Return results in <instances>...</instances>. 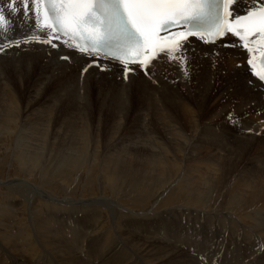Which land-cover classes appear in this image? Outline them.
<instances>
[{
	"label": "bare ground",
	"instance_id": "6f19581e",
	"mask_svg": "<svg viewBox=\"0 0 264 264\" xmlns=\"http://www.w3.org/2000/svg\"><path fill=\"white\" fill-rule=\"evenodd\" d=\"M9 3L10 0H0V8L4 9L9 21L6 30H0V45H5L4 51L0 52V135L1 132L9 137L14 134L17 160L20 163L28 161L29 164L32 162L38 165V171L44 175L39 177L37 186L25 178V181L17 183L23 187L19 193L22 195L21 199L16 194L18 190L15 191L16 197L12 196V199L10 196H7L8 199L0 198V264H245L246 259L252 264H258L264 261V171L257 170L254 164L241 167L240 171L237 168L233 171L229 166L200 161L195 152L196 148L201 147L202 140L217 146H221L225 140H234L230 146L241 151L252 139L262 136L258 140H263L261 143L264 147V85L253 75L254 69L248 64L249 53L240 46V42L228 38L225 42L230 46L225 49L223 45L208 46L198 39L188 40L186 54L190 63L187 67L189 71L198 72V94L190 99H183L172 85H160L156 79L151 78L154 73H162L166 67L174 68L178 73L183 72L179 64L170 61L167 56L160 54L146 69L128 66L131 71L125 79L121 64L82 55L76 49L65 46L63 40H54L57 44L55 48L36 41L25 43V39L33 33L46 39L47 28H37L34 12L26 14L22 0H17L18 10L15 13L10 10ZM250 6L251 0H239L232 7L243 15ZM14 41H20L18 47L9 43ZM259 52V48L254 52L256 65H259ZM64 56L70 57V60H63ZM94 60L104 66L105 71H101L93 63ZM235 64L240 69H236ZM89 65L91 66L88 67ZM85 67L88 70L82 72ZM5 68L10 72L8 69L4 71ZM146 71L148 75H145ZM8 74L13 79L9 80ZM87 75H97L99 78H89ZM63 77V85L52 90L54 87L51 86ZM106 77L111 81L101 79ZM132 77L150 79V89H162L165 97H170L168 108L160 107V115L170 128L165 135L169 136L168 140L172 143L168 145L160 132L143 125V131L141 129L137 137H114L116 141L111 145V152L107 150L103 153L102 148L89 138V114H82L83 109L88 110L86 104L92 109L94 106L90 101L85 102L86 98H93L90 93L87 94L89 85L96 82L101 90L114 95L121 124L124 125L125 113L133 106V96H138L140 100L146 95H151L154 99L157 96L154 92L139 89L132 82ZM117 80L121 82H112ZM65 90H78L79 94H87L78 105L77 114L83 120L77 127L78 130L72 125H66L61 134L53 135L50 124H54V121L53 117L49 118L53 109L49 104L43 108L41 105L35 111L32 109L35 115L30 118L27 115L24 118H28L26 122H16L23 103H38L47 96L54 100ZM80 98L82 97L79 96V100ZM209 101L232 107L241 115L226 120L223 125H217L220 127L219 131L216 128L194 126L191 135H185L180 129V120H191L202 105ZM151 103H138L137 110L146 109ZM45 107L47 109L43 111ZM173 109H177V113ZM39 110H42L41 114L37 112ZM40 120L43 122L37 124ZM11 121L14 123L10 130ZM67 122L73 123L72 120ZM237 125L240 126V133L236 135L234 130ZM15 128L17 137L12 130ZM207 131H210V136ZM220 131L223 133L219 135ZM247 131L248 135H242V132ZM77 139L79 143H76ZM92 143L95 152L101 149L100 157L105 154L102 159L93 153ZM137 146L142 153L136 151ZM189 154H194L195 159ZM89 157H92L90 165L87 163ZM42 160H46L45 163L51 166L42 164ZM188 162L191 165H187ZM86 163L89 170L101 163L100 171L107 177L105 181L109 183L106 182L105 185L108 189H102L99 197H92V191L91 197L84 199L85 192L89 193L86 182V191L83 190L81 200L72 197L73 191L71 195L68 194L69 197H56V183L71 184L76 176L74 172L80 173L81 169L83 171ZM55 165L60 166L57 173L59 175L52 172L45 175L48 171L46 166L53 171L57 169ZM196 166H200V169ZM32 168L36 169V166ZM49 186H52L51 190ZM33 194L42 200L40 203L44 209L27 207L29 197ZM154 196L156 200L150 206L148 203ZM15 200L19 201H16L18 204L12 203ZM21 204H27L24 206L26 208L22 209ZM9 209L19 212L14 214ZM23 210L27 212L28 220L23 218ZM187 210L203 212L207 216L187 214V220L184 221L182 216ZM166 213H169V217L163 218ZM241 214L250 221V229H242L243 232H249L244 240L257 242V246L262 248V256L257 254L260 249L249 248L246 251L243 248V251L236 249L232 253L224 251L219 261H214V257L221 249H215L212 255L203 257L201 249L206 246L203 239L208 244L207 249L212 247L213 240L212 233L203 231L202 243L199 242L197 230L202 227L203 220L212 224L213 220L218 219V228L221 225V229L227 228L229 231L231 227L238 225L222 221L227 216L231 217V221ZM195 218L200 221L198 224ZM213 229H217V225ZM214 236L215 239L220 237L218 234ZM221 245L222 243H216L214 247H222ZM18 251L21 253H17ZM23 255H27L29 259H24Z\"/></svg>",
	"mask_w": 264,
	"mask_h": 264
},
{
	"label": "rangeland",
	"instance_id": "374dc122",
	"mask_svg": "<svg viewBox=\"0 0 264 264\" xmlns=\"http://www.w3.org/2000/svg\"><path fill=\"white\" fill-rule=\"evenodd\" d=\"M228 50H230L231 52L236 51V50H232V49H228ZM236 52H239V51L237 50ZM239 53H241V52H239ZM188 63H190V62L188 61ZM235 68L240 69V68L236 67V64H235ZM7 69L8 68H5L4 71ZM173 69L174 68L166 67L162 73H159L156 70V72H158V73H156L157 75L154 73L151 78L156 79V82L158 84L162 83L164 85H166V84L172 85L173 88H176V90L178 91V92L177 91L176 92L179 95L183 96V99H190L192 96L197 95L198 93H197L196 86H197L198 72L195 70H192V71L188 70V73H189L188 77L185 78L183 72L178 73ZM8 71H9V69H8ZM8 71L6 73H8ZM77 74H79V73H77ZM83 76L84 75H82V77ZM73 77L77 78L75 76H73ZM87 77L95 78V79L99 78V76H97V75H87ZM7 78L9 80L13 79V78H11V76L9 74L7 75ZM138 78H135L136 79L135 80L132 77V79H133L132 82H135L139 89H141V90L146 89V91H148L149 93L154 92L155 94H157V96L155 99L151 95L142 96L143 100H140V98L138 96H133V98H131L133 106L131 109H127V111L125 113L127 115L124 119V123H125V124L123 123L124 125L121 124V120H120L121 115H120L119 108L116 106V103H115L116 99H115L114 95L111 93H108L106 91L101 90L100 87L98 85H96L95 81H94L95 83L91 84V86L89 85V89L87 92V94L90 93V95L93 97L92 100H91V98L89 100H87L89 97L86 98L87 94H84L86 92L83 93L84 95H86V96H84L83 94H79L78 90H65L62 93L58 94L59 96L54 100L52 98L49 99L47 96L38 103H35L33 100H31V101H33L32 104H27L26 102L23 103V105L20 107V112H19L21 119L18 115V117H17L18 121H16V122H22V123L26 122L28 118L33 117L35 115L33 113V111L38 110V108H40L41 105L43 108L44 106H47V104H49L48 106L52 107V109H53L52 114L49 116V118L53 117V121H54V124H50V127L52 128V134L53 135L54 134H61L64 131L63 130L64 126H66V125H72V126H74V129H77V127L80 126L81 123L83 122L82 117H79L77 114V109L79 107L78 105L80 104V101H84L83 98H86V100H85L86 103H89V101H90V104L95 106V108L93 106V109H92V107H90V106H88V104H86V107L88 108V110L87 109L82 110V114L83 113H86V115L89 114L87 116L88 121H89V124H88L89 130H90L89 138H90V140L93 141V143L95 145L102 148L103 153H106L107 150L110 151L111 145H113L114 142L116 141L114 137L118 136L119 138H123V139L127 138L128 136H130V138L137 137L139 135V132L141 131V129L143 131V125L144 126L146 125L147 127L153 129V131L155 130V131L160 132L161 135L163 136L164 140H166L168 142V145H169L172 142L170 140H168L169 136L165 135V133L170 128L167 127V125L165 124L164 120L162 119V117L160 115V107L165 106L168 108V103L171 101V99H170V97H168V98L165 97L162 89H159V88L150 89L149 88L150 87V79H146V78L142 79V77H138ZM63 79H65V78L63 77L61 80L56 81L54 83V85L51 86V87H54L52 90H55V88L58 86L61 87L63 85L61 83V81ZM101 79H103L105 81L110 80L107 77L101 78ZM112 82L118 83L121 81L117 80V81H112ZM8 83H9V81H8ZM248 87H250V83H248ZM79 96L82 97V98H80L81 100H79ZM41 98H43V97H41ZM35 99H38V98H35ZM143 102L146 105H149L151 102L152 103L146 109L137 110V108L139 107L137 104L143 103ZM26 106H27V108H26ZM71 107L73 108V110H71ZM32 109H34V110L31 111ZM46 109H47V107H45V109L43 111H45ZM172 111L177 113V109H173ZM37 112L39 114H41L42 110H39ZM5 113L7 114V112H5ZM135 114H137L136 119L134 118ZM27 115H28V118L24 119ZM239 115H241V114L236 113L234 111V108H232V107L217 105V104L212 103V101H209V102H205L202 105L201 109L197 111L195 117H193L191 120H189V121L180 120L181 123H179V126H181L180 129L187 136L191 135L192 131L194 130V126H196V127L206 126V129L208 127H210L211 129L216 128V130L219 131L220 127L217 125H219V124L223 125L226 120L233 119L235 117H238ZM68 120H72L73 123L67 122ZM192 121H196V123H192ZM42 122H43V120H40L39 122H37V124H40ZM119 122H120V126H118ZM13 123H14V121H11L10 130L13 127L12 126ZM213 125H216V126H213ZM122 126H123V129H122ZM234 126H236V125H234ZM239 127L240 126L237 125V127H236L237 129L234 130L236 135L238 133H240ZM115 129L117 131H115ZM12 130L14 131L13 133H15V135L17 137L18 133L16 132V128L12 129ZM114 131H115V133L112 135V133ZM1 133L2 134L0 135V198L5 199V197H6V199H8L7 196H10L12 199V196L16 197L14 195L19 194L23 188L20 184L19 185L21 187L17 183L23 182L26 179L27 181L31 180L30 183L35 184L37 186L38 182H39L38 180L40 179L39 177H42L41 176L42 173L40 171H38V165H34V163H32V162H30L31 164H29L28 161L20 163L17 160L16 154L18 153V150L14 146L15 145L14 134L11 135V137H9L6 134H4V132H1ZM212 133H216V132H212ZM221 133H223V132L222 131L218 132L219 135ZM207 134L210 136V131H207ZM248 134H249V131H247L246 133L242 132V135H248ZM252 135H255V134H252ZM262 135L264 137V133H262ZM202 137L205 138L203 136V134H202ZM261 137H259L258 139H260ZM256 138L257 137L252 139L253 141L246 148H244L241 151L236 150L234 147L230 146V144H232L234 142V140H230V141L225 140V142L222 143L221 146H217L211 142L209 144L208 141L202 140L201 141V147L195 149V152L197 154V159H199L200 161L207 160V161H210L211 164H213V165H218V166H222V167L223 166H229L230 169L233 168V171H235V168H237L238 171H240L241 167H244L246 165L249 167V165H252V164L255 165L257 170L264 171V154H263L264 153V150H263L264 147H263V143H261L263 140H258ZM74 141H76V140H74ZM76 143H79L78 139H77ZM93 143H92L93 148L91 146L92 150H94V147H95L93 145ZM126 145L123 144V146H126ZM136 151H138V153L139 152L142 153L140 151L139 146H137ZM93 153L96 155H99L100 159H102L105 156V154H103L102 157H100L101 153H102L101 149L98 150L97 152H95V150H94ZM96 155H95V157H96ZM189 155L193 159H195V157H196L194 154H189ZM91 158L89 157V159L87 160L88 165H90V163L92 162ZM99 158H96V159H99ZM42 161H44V163H42V164L51 166V164L49 165L48 163H45L46 160H42ZM22 163H23V166H22ZM87 163L85 164L83 171L81 169L80 173L79 172L76 173L73 171L75 173L74 176L75 175L76 176H75V178L73 177L72 181L73 180L74 181L71 184H69V183L68 184H61L60 182L56 183V186L54 188L56 190L55 193H57L56 197H58L60 199L64 198L65 196L69 197L72 194L71 192L73 191L72 197H74L75 200H81V198H83L82 197L83 192L86 191L87 185L89 186V187L87 186V190L89 193H87V191L85 192V195H84L85 198L84 199L90 198L92 191L94 192L92 197L93 196L99 197L101 195L102 189H104V188L108 189L107 185H105L107 182V181H105L107 177L103 176V172L100 171L101 163H98V164L92 166L91 170H89ZM187 165H191V163L188 162ZM35 166H36L37 170L32 168ZM55 167H57V165H55ZM66 167H65V169L67 170L68 167L67 168ZM46 168L48 171L45 173V175H48L51 172L53 174L54 173L57 174L59 171L58 169H60V166L58 165L57 169L53 170L54 172L49 170L47 166H46ZM196 168L200 169V166H196ZM90 173H92V174H90ZM98 173L100 175H98ZM29 174H30V176H28ZM42 175H44V174H42ZM58 175L59 174H57V176ZM96 175H97V177H96ZM92 177H93V179H97V178H99V179L93 181V179L91 180ZM232 177H234V174L232 175ZM100 179H102V181ZM9 180H10V182H9ZM104 181H105V183H104ZM86 182H87V185H86ZM108 183L109 182H107V184ZM9 188H12V189H9ZM13 188H15V189L13 190ZM48 188H49V190H51L50 188H52V186H49ZM16 190H18L19 192L17 191V193H16L15 192ZM52 192L54 193V191H52ZM68 194H70V195H68ZM25 196H27V194ZM154 197L155 198L154 199L151 198V200L148 203L150 206H152L153 202L156 200V196H154ZM18 198L21 199L22 195L19 194ZM38 199H39L38 195H35V194L31 195L29 197L28 205L27 204H21V206L23 205L22 209L26 208V207H24L25 205H27V207H29L31 209L32 208L38 209V210L44 209V208H42L43 205L41 206V203H40V201H42V200L41 199L38 200ZM16 201L19 202L18 200H15V202H12V203L18 204ZM42 204H44V203H42ZM17 206L21 207L19 205H17ZM84 206H86V205H84ZM9 210H11V212H13V213L19 212L15 209H9ZM172 211H174V210H172ZM196 213L199 215H196ZM21 214H23V216H25L23 218L28 220V215H27L26 211L23 210L21 212ZM187 214H188V216H193V215L195 216L196 215L195 217H197V216L206 217L207 216L203 212L187 210V211H185V213L182 216V217H184L183 218L184 221L187 220ZM165 216L169 217V213H166L163 216V218H168ZM177 218H178V216H177ZM177 218H175L174 221H176ZM234 218L231 221H229L231 219V217L227 216L225 218V220L222 221V223H234V224L238 225L237 227L236 226L231 227V229L229 231L226 230L227 228L221 229V225H219L220 228H218V222H217L218 219L213 220L212 224H209V223L205 222V220H203V222L201 224L202 227H199L198 228L199 230H197V231H199L198 232L199 242L202 243V239H203L202 233L208 232V233H212V235H213L212 247L209 249H207L208 244L205 243V240L203 239V244H206V246L203 249H201V250H203V257H208L209 255H212L213 250H215V249H221V252L219 250L220 254H219V252L216 253V255L218 254L219 257H217L218 255L217 256L215 255V257H214L216 259L218 258L217 260L214 259V261H219L220 255L223 256L224 251H225V253H227V252L232 253L234 251L236 252L237 250L243 251L244 249L247 251L249 248L250 249L253 248L254 250L260 249V253L257 252V254L262 256L261 255L262 248L260 246H257V242H253V243H255V244H253L251 242L244 240L249 232H243L242 229H243V227H247L250 229V227H249L250 221L245 217L244 214H241L240 217H234ZM226 219H227V221H226ZM196 221H197V224H198V222H200L197 219H196ZM215 224L217 225V229H213L216 227ZM210 226H211V229H209ZM70 227H74V226L70 225ZM207 229H209V230H207ZM234 231L237 232V234H235ZM12 234L15 235L14 232ZM214 234L215 235L218 234V235H220V237H217L216 238L217 240H216ZM239 241H241V242L239 243ZM216 243H217V245L222 243V245H221L222 247H219V246L214 247V244H216ZM229 244H231V245H229ZM15 247H17V246H15ZM207 250H209V252ZM17 253H21V252L18 251ZM263 254H264V252H263ZM255 256H256V253H255ZM23 258L26 260L29 259V257L27 255H23ZM261 263L264 264V261L258 262V264H261ZM245 264H252V263L246 259Z\"/></svg>",
	"mask_w": 264,
	"mask_h": 264
},
{
	"label": "snow or ice",
	"instance_id": "6c2138e0",
	"mask_svg": "<svg viewBox=\"0 0 264 264\" xmlns=\"http://www.w3.org/2000/svg\"><path fill=\"white\" fill-rule=\"evenodd\" d=\"M237 3L239 0H22L25 13L34 12L37 28H47L46 39L33 33L24 42L55 48L53 41L64 37L65 46L82 55L119 61L125 79L131 71L129 64L146 69L163 54L178 63L187 78L189 37L215 44L231 33L249 53L253 75L264 81V0H251L243 15L231 7ZM16 4L17 0H10L13 13L18 10ZM8 23L0 8V30H6ZM9 43L18 47L20 41ZM4 48L0 45V52ZM257 48L259 65L254 63ZM93 63L104 70L95 60Z\"/></svg>",
	"mask_w": 264,
	"mask_h": 264
}]
</instances>
